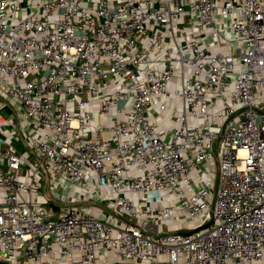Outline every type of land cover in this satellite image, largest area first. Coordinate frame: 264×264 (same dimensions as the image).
Returning a JSON list of instances; mask_svg holds the SVG:
<instances>
[{
  "label": "built area",
  "instance_id": "1",
  "mask_svg": "<svg viewBox=\"0 0 264 264\" xmlns=\"http://www.w3.org/2000/svg\"><path fill=\"white\" fill-rule=\"evenodd\" d=\"M0 96V261L264 264V0H0Z\"/></svg>",
  "mask_w": 264,
  "mask_h": 264
},
{
  "label": "crops",
  "instance_id": "2",
  "mask_svg": "<svg viewBox=\"0 0 264 264\" xmlns=\"http://www.w3.org/2000/svg\"><path fill=\"white\" fill-rule=\"evenodd\" d=\"M208 46H209V43H208ZM214 47L216 46V43H214V45H213ZM212 47V46H211ZM3 100L5 101V99L4 98H2V97H0V101H2L3 102ZM15 109L17 110V118H15V116L13 115L12 117L13 118H8V116H10V115H12L13 113H15ZM3 111L5 112V113H3ZM19 111H20V109H19V106L18 105H14L13 103H11L10 101H7V105L5 106V107H3L1 110H0V113L1 114H4V116H5V118H8V119H12L13 121H16V122H18V121H20L21 119L22 120H25V115H22V114H20L19 113ZM7 114V115H6ZM29 122V121H28ZM30 124H32L31 122H29ZM29 123H24V127H25V130H28V125H29ZM12 129L13 130H15V132H16V130H18V132L20 133V135H21V137H22V139L21 140H19L17 143H16V145H17V147L20 149V150H22V151H27V152H29L30 151V148H29V146L27 145V143H26V140H25V138H23V130L20 128V122H19V125H17L16 127L14 126V127H12ZM11 129V130H12ZM30 133H32V130L31 131H29ZM20 145H22V147H20Z\"/></svg>",
  "mask_w": 264,
  "mask_h": 264
},
{
  "label": "rangeland",
  "instance_id": "3",
  "mask_svg": "<svg viewBox=\"0 0 264 264\" xmlns=\"http://www.w3.org/2000/svg\"><path fill=\"white\" fill-rule=\"evenodd\" d=\"M1 97V96H0ZM3 113H5L4 111H3ZM17 110L15 109V113H13L12 115H10V116H8V118H13L12 116L14 115L15 116V118H17ZM7 115V114H6ZM20 147H22V145H20ZM50 183H49V180H47V181H44L43 182V185H42V187H41V190L47 195V196H51V190H50V185H49ZM156 196V194L154 193H151V195H150V197L151 198H154ZM166 229H168V227H166Z\"/></svg>",
  "mask_w": 264,
  "mask_h": 264
},
{
  "label": "trees",
  "instance_id": "4",
  "mask_svg": "<svg viewBox=\"0 0 264 264\" xmlns=\"http://www.w3.org/2000/svg\"><path fill=\"white\" fill-rule=\"evenodd\" d=\"M0 264H9V263H7L5 261H0Z\"/></svg>",
  "mask_w": 264,
  "mask_h": 264
}]
</instances>
